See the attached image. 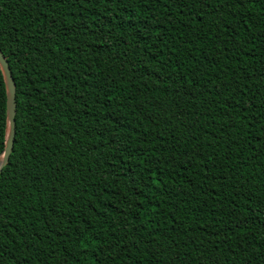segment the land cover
Segmentation results:
<instances>
[{
	"label": "trees",
	"instance_id": "16d2710c",
	"mask_svg": "<svg viewBox=\"0 0 264 264\" xmlns=\"http://www.w3.org/2000/svg\"><path fill=\"white\" fill-rule=\"evenodd\" d=\"M0 50V264H264V0H0Z\"/></svg>",
	"mask_w": 264,
	"mask_h": 264
},
{
	"label": "water",
	"instance_id": "95a60500",
	"mask_svg": "<svg viewBox=\"0 0 264 264\" xmlns=\"http://www.w3.org/2000/svg\"><path fill=\"white\" fill-rule=\"evenodd\" d=\"M0 68L3 73L6 92H7V116H8V128L6 145L3 154L0 156V174L3 169L8 165L10 156L14 151L15 138H16V115H17V90L16 83L12 76V72L6 57L0 50Z\"/></svg>",
	"mask_w": 264,
	"mask_h": 264
}]
</instances>
